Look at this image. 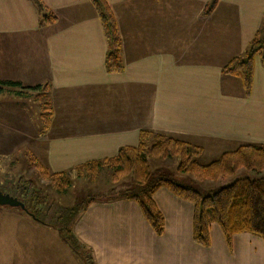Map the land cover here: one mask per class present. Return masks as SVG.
Segmentation results:
<instances>
[{"label":"crops","instance_id":"0c3cea01","mask_svg":"<svg viewBox=\"0 0 264 264\" xmlns=\"http://www.w3.org/2000/svg\"><path fill=\"white\" fill-rule=\"evenodd\" d=\"M106 1L121 39L119 72L105 67L107 46L89 0H40L56 18L48 25H39L32 0H0V80L48 83L52 110L48 128L38 134L25 107L6 102L5 114L19 116L23 127L8 128L32 140L26 150L49 173L136 146L141 130L190 144L202 140L212 145L205 152L217 157L242 144L264 146L260 58L250 95L239 78L222 72L259 29L264 0H218L209 12L211 0ZM153 199L164 216L161 236L132 200L87 205L74 231L92 250L94 264H264L258 236L236 233L228 246L212 223L210 246H199L191 239L192 205L165 187ZM35 237L53 245L49 255L79 263L52 228L0 207V264H28L24 255L37 249Z\"/></svg>","mask_w":264,"mask_h":264},{"label":"trees","instance_id":"16d2710c","mask_svg":"<svg viewBox=\"0 0 264 264\" xmlns=\"http://www.w3.org/2000/svg\"><path fill=\"white\" fill-rule=\"evenodd\" d=\"M32 1L40 13L39 25H48L55 21V16L47 12L40 0ZM89 1L96 10L107 46L105 67L109 72H119L123 66L120 53L121 39L114 14L106 0ZM217 1L211 0L205 12L211 11ZM256 57L260 58L264 67V23L257 29L244 53L233 57L222 68L223 73L240 79L246 95L251 93ZM5 88L16 89L14 92L19 96L23 93V89H33L32 87H22L18 81L1 80L0 94L5 91ZM43 106L44 109L40 114L41 131L48 128L52 117L49 101L44 102ZM148 138H151L152 141L149 146ZM199 151V148L184 140L153 131L141 130L136 146L121 147L111 157L91 160L77 165L71 170L79 173L82 170L90 169L96 171L108 164L112 171L113 181H118L121 177L129 174L132 175L134 177L133 186L117 190L114 194L117 198H113L111 201L126 199L137 203L143 217L156 236L162 235L165 222L163 214L153 199V194L158 188L165 187L176 197L192 205L191 239L197 245L210 246L209 228L212 222L217 223L228 246H230L232 236L240 232L251 233L264 241V146L243 144L234 150L223 152L217 159L207 164H200L195 160ZM151 155L178 157L179 164L176 171L192 174L193 179L198 181H215L234 175L239 169H245L254 174L237 177L228 185L222 186L210 194H202L191 185L179 181L174 174L151 175L147 169V158ZM26 157L31 167L45 171L43 174L47 175L52 182L60 184L62 181L59 179L67 174L66 170L49 173L31 153L27 152ZM0 191L8 193L1 189ZM24 196L26 195L20 193L16 197L24 203L32 220L53 228L81 261H84L85 264H94L92 250L80 241L74 231L78 213L82 212L86 205L92 201L64 208L60 214H57V224H55L43 221L41 219L42 211L35 204H30Z\"/></svg>","mask_w":264,"mask_h":264},{"label":"rangeland","instance_id":"374dc122","mask_svg":"<svg viewBox=\"0 0 264 264\" xmlns=\"http://www.w3.org/2000/svg\"><path fill=\"white\" fill-rule=\"evenodd\" d=\"M263 23H264V14L260 26H262ZM21 85L22 87L25 88L32 87L33 89H23L22 90L23 93L21 94V96H19L14 92L16 91V89L5 88V91H3V93L0 94V189L1 190L7 191L8 193H10L12 196L15 197L18 196L20 193L25 194L26 196H24V198L27 201H29L30 204H35L36 207L42 211L41 214L42 217L41 216L40 217L43 221L57 224L56 216L58 213L60 214L64 208L73 207L76 204L86 203L90 201L109 202L111 201V199L117 198V196H114L117 190L123 189L125 187L133 186L134 177L130 174L121 177L118 181H113L112 171L110 170V166L108 164L103 165L100 169L96 171H92L90 169V170H82L79 173L71 169L66 170L67 173L66 176L61 177L59 179L62 181L60 184L52 182L47 175L43 174V172L45 171H42V169H39L37 167H31L29 162L26 160L27 158L26 154L28 152L26 148H33L34 143L32 142V140L24 137L17 131H13L12 129L8 128V126H12V125L21 126V128L23 127H22V122L15 121L16 119L19 118V116H16L15 119L13 120L11 116H7L5 114L4 104L6 102H10V103H17L23 105L25 107L24 108L25 112L28 113L29 117L32 119L31 123H33V125L36 126L37 132L39 134L42 129V119L40 117V114L41 111H43L44 109L43 103L48 102L49 84L43 83L33 86H26L23 84ZM20 111L21 110L10 111V112L17 114L20 113ZM32 132L35 133L34 130H32ZM195 141L193 142L194 144L191 145L200 149L198 155L195 156V160L198 163L207 164L215 160L217 155L213 153L212 150H208L209 152H205L206 149L211 148L212 145H202V143L204 142L202 140L201 141L195 140ZM151 142H152L151 138H148L147 139L148 146ZM207 142L208 141H206L205 143L207 144ZM214 146L218 148L222 147L221 145L218 144H214ZM201 148H205V149L203 150ZM178 164H179V159L176 156L161 157V156L151 155L147 158V169L151 175H157L159 173L174 174L176 175L179 181H182L187 185H191L202 194H210L216 191L217 189H219L220 187L228 185L237 177L254 174V173L251 174V172L246 171L245 169H239L234 175H230L215 181L212 180L198 181L193 179L192 174L177 172L176 169ZM28 180H31L33 182H29ZM0 207L1 208L4 207L6 209L19 208V207H9V206H0ZM20 211H22V213H25L23 210ZM80 213L81 211L78 213V216L80 215ZM30 219L32 220V218ZM32 221L35 224H39L34 220ZM212 223L218 227L216 222H212ZM52 230L54 233L57 234V232L53 228ZM35 241L37 242L36 237H35ZM51 246L53 245H48L44 241L41 242L40 237H38V242L34 244V248L37 249L34 250L33 252H27L26 255H24V257H26L28 260V264H63V263L68 264L65 258L61 256H56L55 254L49 255L47 253V247H51ZM75 257L79 261L78 264H85L84 261H81L76 254ZM70 264H73L72 261Z\"/></svg>","mask_w":264,"mask_h":264},{"label":"water","instance_id":"95a60500","mask_svg":"<svg viewBox=\"0 0 264 264\" xmlns=\"http://www.w3.org/2000/svg\"><path fill=\"white\" fill-rule=\"evenodd\" d=\"M0 206L19 207L21 210L29 214L22 201L17 197L12 196L9 193H3L2 191H0Z\"/></svg>","mask_w":264,"mask_h":264}]
</instances>
